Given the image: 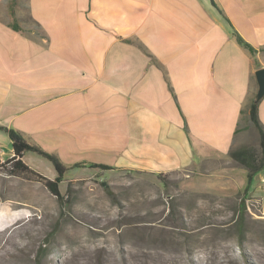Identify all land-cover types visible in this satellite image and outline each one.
Returning a JSON list of instances; mask_svg holds the SVG:
<instances>
[{
  "label": "crops",
  "instance_id": "obj_1",
  "mask_svg": "<svg viewBox=\"0 0 264 264\" xmlns=\"http://www.w3.org/2000/svg\"><path fill=\"white\" fill-rule=\"evenodd\" d=\"M26 8L40 36L13 30L9 0H0L1 127L66 165L183 172L179 198L242 193L264 213V169L244 193L246 171L227 159L244 144L239 129L264 68V0H26ZM257 117L264 127V97ZM0 150L12 157L3 131Z\"/></svg>",
  "mask_w": 264,
  "mask_h": 264
},
{
  "label": "rangeland",
  "instance_id": "obj_2",
  "mask_svg": "<svg viewBox=\"0 0 264 264\" xmlns=\"http://www.w3.org/2000/svg\"><path fill=\"white\" fill-rule=\"evenodd\" d=\"M14 15L24 31L40 36L26 0H18ZM252 82L255 93L254 77ZM244 125V144L234 149L250 147L260 155L257 130L250 121ZM22 161L47 179L56 176L52 164L34 153ZM184 175L159 179L117 168H70L59 185L61 209L43 181L0 165V264H264L260 200L242 193L179 198L186 194L180 190Z\"/></svg>",
  "mask_w": 264,
  "mask_h": 264
},
{
  "label": "trees",
  "instance_id": "obj_3",
  "mask_svg": "<svg viewBox=\"0 0 264 264\" xmlns=\"http://www.w3.org/2000/svg\"><path fill=\"white\" fill-rule=\"evenodd\" d=\"M17 2L18 0H11V2L9 0L12 9V16H14V7L17 5ZM13 20L14 23L13 25H11V28L15 31H21L19 26H17L18 24L14 19V17ZM233 35L235 41L239 46L246 49L251 55L255 54V50L248 43H246L235 31L233 32ZM139 47H141V45H139ZM258 104L259 101H255V93H254L248 104V118L250 123L254 126V128L258 132L261 154L258 155L256 151L250 147H239L236 149H232L228 153V156L231 158V160L237 166L245 169L246 171V187L244 189V193L248 192L250 185L253 182L254 176L258 172L264 169V127L259 122L257 117ZM0 131L6 133L11 141L12 157L5 162L6 170L13 175L29 173L35 176L37 179L43 181V184L48 189V191L56 197L59 208L61 209L64 207L65 202H64V197L60 193L59 185L62 182L65 173L70 168H96L102 171H109L114 169L113 167L105 164L89 163L85 161L77 162L72 165H66L61 161V159L57 155L47 152L40 146L31 143L22 132L1 126H0ZM185 131L186 133H188L186 126H185ZM26 152L34 153L39 157L50 162L56 173L55 178L47 179L41 176L40 174L34 172L31 168H29L22 161ZM157 177L160 179V175H158ZM103 187L105 188L106 193L111 197V200L114 201L115 198H113L114 197L113 193L109 190V188L105 184H103ZM236 211L237 214L240 216H242L245 213L246 206L244 204V201L238 204Z\"/></svg>",
  "mask_w": 264,
  "mask_h": 264
},
{
  "label": "water",
  "instance_id": "obj_4",
  "mask_svg": "<svg viewBox=\"0 0 264 264\" xmlns=\"http://www.w3.org/2000/svg\"><path fill=\"white\" fill-rule=\"evenodd\" d=\"M256 82L255 101H260L264 97V68H259L254 72Z\"/></svg>",
  "mask_w": 264,
  "mask_h": 264
},
{
  "label": "built area",
  "instance_id": "obj_5",
  "mask_svg": "<svg viewBox=\"0 0 264 264\" xmlns=\"http://www.w3.org/2000/svg\"><path fill=\"white\" fill-rule=\"evenodd\" d=\"M3 156H4V154H3L2 150H0V165H4L5 164V162L3 160Z\"/></svg>",
  "mask_w": 264,
  "mask_h": 264
}]
</instances>
